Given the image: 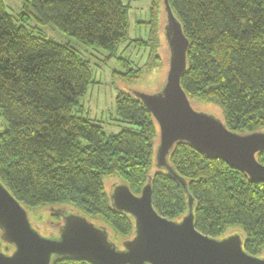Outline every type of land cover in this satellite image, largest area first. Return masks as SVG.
I'll return each mask as SVG.
<instances>
[{
	"label": "trees",
	"instance_id": "trees-1",
	"mask_svg": "<svg viewBox=\"0 0 264 264\" xmlns=\"http://www.w3.org/2000/svg\"><path fill=\"white\" fill-rule=\"evenodd\" d=\"M162 1H152L153 17ZM169 3L191 43L182 78L191 101L217 105L236 133L264 130V0ZM26 14L110 54L129 38L125 0H27ZM92 82L89 63L73 48L17 24L0 0V116L7 123L0 180L27 208L70 206L124 239L134 234V222L112 207L108 176L136 195L153 176L156 210L171 220L186 215V194L154 168L158 126L137 97L119 93L117 115L130 127L117 134L75 113ZM258 160L264 164V152ZM169 161L195 198L198 230L217 238L240 228L246 251L264 254V184L187 143H178Z\"/></svg>",
	"mask_w": 264,
	"mask_h": 264
},
{
	"label": "water",
	"instance_id": "water-1",
	"mask_svg": "<svg viewBox=\"0 0 264 264\" xmlns=\"http://www.w3.org/2000/svg\"><path fill=\"white\" fill-rule=\"evenodd\" d=\"M164 5L169 51L164 86L154 94H132L158 126L154 168L167 173L186 194L187 214L177 220L161 215L153 205V176H149L139 195L123 182L109 194L114 210L134 222V234L121 246L112 240L108 226L68 207L50 209L61 221L55 225L57 234H44L32 222L28 208L0 180V264H53L57 259L91 264H264V254L246 251L242 233L214 238L198 230L195 198L188 182L170 164L175 146L187 143L246 174L253 183L264 184V164L258 160L264 152V130L236 133L221 118L194 108L182 86L191 43L169 0Z\"/></svg>",
	"mask_w": 264,
	"mask_h": 264
},
{
	"label": "rangeland",
	"instance_id": "rangeland-1",
	"mask_svg": "<svg viewBox=\"0 0 264 264\" xmlns=\"http://www.w3.org/2000/svg\"><path fill=\"white\" fill-rule=\"evenodd\" d=\"M152 1L125 0L129 15V38L114 54H110L97 47L85 46L52 23L41 25L35 14H26L27 0H3L7 12L17 24L25 26L35 35L70 46L80 58L89 63L93 82L85 96L80 99L75 113L101 125L107 135L117 134L130 127L117 115L116 101L119 93L154 94L164 86L169 51L161 27L158 28L155 24V15H150ZM192 104L197 111L223 116L221 109L213 103L192 99ZM6 126V121L0 116V133L4 132ZM104 182L108 194L115 184L121 183L119 178L111 176L106 177ZM52 207L64 206L28 208L32 222L44 234H57L55 225L60 221L51 213ZM68 209L71 210L70 206ZM90 219L96 224L104 225L102 221ZM109 230L112 240L121 246L125 239L116 236L112 229ZM237 232L243 234L240 228H236L224 235Z\"/></svg>",
	"mask_w": 264,
	"mask_h": 264
},
{
	"label": "flooded vegetation",
	"instance_id": "flooded-vegetation-1",
	"mask_svg": "<svg viewBox=\"0 0 264 264\" xmlns=\"http://www.w3.org/2000/svg\"><path fill=\"white\" fill-rule=\"evenodd\" d=\"M162 7H163V10H162ZM150 15L153 16L152 13ZM155 24L158 28L161 27V30H162L163 35L165 37V26L167 25V14H166V10H165L164 0L162 1V4L160 5L159 11H157V14L155 15ZM165 40H166V38H165ZM166 44H167V42H166Z\"/></svg>",
	"mask_w": 264,
	"mask_h": 264
}]
</instances>
